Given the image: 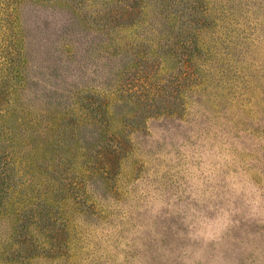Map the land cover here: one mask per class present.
Wrapping results in <instances>:
<instances>
[{"label":"rangeland","instance_id":"rangeland-1","mask_svg":"<svg viewBox=\"0 0 264 264\" xmlns=\"http://www.w3.org/2000/svg\"><path fill=\"white\" fill-rule=\"evenodd\" d=\"M0 264H264V0H0Z\"/></svg>","mask_w":264,"mask_h":264}]
</instances>
